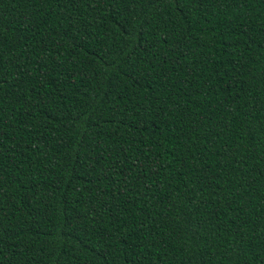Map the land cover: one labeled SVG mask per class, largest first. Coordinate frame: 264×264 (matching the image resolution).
I'll return each mask as SVG.
<instances>
[{"label":"trees","instance_id":"1","mask_svg":"<svg viewBox=\"0 0 264 264\" xmlns=\"http://www.w3.org/2000/svg\"><path fill=\"white\" fill-rule=\"evenodd\" d=\"M0 264H264V0H0Z\"/></svg>","mask_w":264,"mask_h":264}]
</instances>
